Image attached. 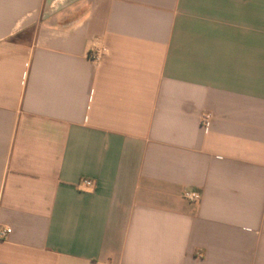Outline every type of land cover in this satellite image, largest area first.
Returning <instances> with one entry per match:
<instances>
[{"label": "crops", "instance_id": "crops-1", "mask_svg": "<svg viewBox=\"0 0 264 264\" xmlns=\"http://www.w3.org/2000/svg\"><path fill=\"white\" fill-rule=\"evenodd\" d=\"M4 228L0 264H264V0H0Z\"/></svg>", "mask_w": 264, "mask_h": 264}, {"label": "built area", "instance_id": "built-area-1", "mask_svg": "<svg viewBox=\"0 0 264 264\" xmlns=\"http://www.w3.org/2000/svg\"><path fill=\"white\" fill-rule=\"evenodd\" d=\"M108 53H109V49L105 45L102 38H95L92 41V45L89 51V59L92 63L96 65L101 64L104 58L108 55ZM211 120H212V114L206 112L202 115L201 125L204 127L208 126ZM82 183L87 187L93 186V182L90 180H83ZM184 196L187 200L192 202H199L201 200V195L198 193L186 192ZM9 233H10V229L8 228L1 229L0 239H4Z\"/></svg>", "mask_w": 264, "mask_h": 264}]
</instances>
